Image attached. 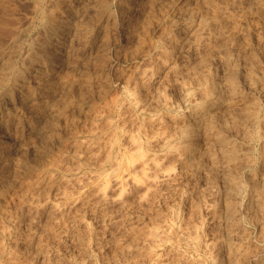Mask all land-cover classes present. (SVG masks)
Listing matches in <instances>:
<instances>
[{
  "label": "clouds",
  "instance_id": "obj_1",
  "mask_svg": "<svg viewBox=\"0 0 264 264\" xmlns=\"http://www.w3.org/2000/svg\"><path fill=\"white\" fill-rule=\"evenodd\" d=\"M116 2L0 31V264H264V0Z\"/></svg>",
  "mask_w": 264,
  "mask_h": 264
},
{
  "label": "rangeland",
  "instance_id": "obj_2",
  "mask_svg": "<svg viewBox=\"0 0 264 264\" xmlns=\"http://www.w3.org/2000/svg\"><path fill=\"white\" fill-rule=\"evenodd\" d=\"M123 0H117V2H116V8H117V11L119 12V15H120V18L123 16V14H128V17L129 18H131V20L135 23L136 22V19L137 18H139V17H141L142 16V8H143V3H144V0H130L129 2H127V10L126 11H124L121 7H120V4H121V2H122ZM34 2H35V0H0V16H2V15H5V14H7L8 16L10 15V13H11V15H10V18L12 19V17L14 16V19H12V21L11 22H13V23H11V22H9V20H6V25H7V27L9 26V24L8 23H10V25H21V26H24V25H26L27 24V17L28 16H30L31 14H32V8H33V5H34ZM81 2H82V0H75V5H76V7H80L81 6ZM133 2H139V3H137L138 5H139V7H140V11L141 12H139V13H135V12H133L132 10H131V5H132V3ZM141 2H143L142 4H141ZM118 3H120V4H118ZM142 6V7H141ZM32 7V8H31ZM64 7L66 8V9H68L69 10V14H71V10H70V8H69V4L67 3V2H65V4H64ZM120 7V8H119ZM8 9V10H7ZM121 9H122V11H121ZM7 10V11H6ZM3 11V12H2ZM13 11V12H12ZM8 12V13H7ZM12 13L14 14V15H12ZM134 13V14H133ZM141 13V15H139ZM122 15V16H121ZM134 15V16H133ZM138 15H139V17H138ZM122 19H120V24H121V30L122 31H124V29H123V27H122ZM162 28V29H161ZM160 28V34L158 33L157 35V37H154V39L156 38V40H158L159 38H160V35H161V33L164 31V29H165V27H161ZM162 30V31H161ZM0 31H2V30H0ZM159 37V38H158ZM158 38V39H157ZM156 42V41H155ZM152 60V59H151ZM151 60H150V62H151ZM154 60V59H153ZM152 60V61H153ZM150 62H147L144 66L146 67H144L143 68V70H145V69H152V67H153V65H152V62L150 63ZM150 63V64H149ZM147 65V66H146ZM150 67H149V66ZM149 67V68H148ZM154 69V68H153ZM3 138H7V137H3ZM10 139V138H9ZM159 147V148H158ZM162 148V149H161ZM157 150H158V152L159 153H161V159L159 160L160 162H164L163 164H161V163H159V161H157V164L160 166V167H164L165 165H167L168 164V160H166V159H163V156L165 155V154H167L168 152H167V150L165 149V147L163 146V145H158L157 146ZM162 150V151H161ZM164 153V154H163ZM163 155V156H162ZM162 165V166H161ZM170 167H172V168H170ZM169 168V169H168ZM168 168L166 169L167 171L168 170H176L175 169V166L174 165H169L168 166ZM174 168V169H173Z\"/></svg>",
  "mask_w": 264,
  "mask_h": 264
},
{
  "label": "bare ground",
  "instance_id": "obj_3",
  "mask_svg": "<svg viewBox=\"0 0 264 264\" xmlns=\"http://www.w3.org/2000/svg\"><path fill=\"white\" fill-rule=\"evenodd\" d=\"M130 0H123L122 2H121V4L120 3H118V4H120V7L124 10V11H126L127 9V2H129ZM219 2L220 3H223L224 2V0H219ZM137 3H139V2H137ZM136 2H133L132 3V5H131V10L133 11V12H135V13H139V12H141L140 11V7H139V5L137 4ZM143 2H141V4H142ZM143 5H144V3H143ZM119 7V8H120ZM142 7V6H141ZM32 8V7H31ZM122 9H121V11H122ZM8 10V9H7ZM6 10V11H7ZM3 12V11H2ZM13 12V11H12ZM123 12V11H122ZM8 13V12H7ZM134 14V13H133ZM10 15H11V13H10ZM10 15L8 16L7 14H5V15H2V16H0V30H4L6 27H7V25H6V20H9V22H11L12 21V19H14V16L12 17V19L10 18ZM12 15H14L13 13H12ZM139 15H141V13L139 14ZM139 15H138V17H139ZM122 16V15H121ZM134 16V15H133ZM132 18V17H131ZM131 18H129L128 17V14H123V16L120 18V19H122V27H123V29H124V31H126V30H128L133 24H134V22L131 20ZM138 19V18H137ZM136 19V20H137ZM15 20V19H14ZM14 22V21H13ZM13 22H11V23H13ZM169 23H171V22H169ZM9 25H10V23H8ZM14 24V23H13ZM12 24V25H13ZM14 26V25H13ZM162 29V28H161ZM162 31V30H161ZM175 32H176V30L175 29H170L169 30V32H165V29H164V31L161 33V35H160V38L158 39V40H156V38H155V46L152 48V50H151V52L150 53H148V62H150V60L152 59H162L164 56H166V55H168L169 53H170V47H169V45H170V43H171V37H172V35H174L175 34ZM160 34V33H159ZM158 36V35H157ZM156 36V37H157ZM193 39H194V37H193ZM152 60H151V62H152ZM150 62V63H151ZM149 63V64H150ZM147 66V65H146ZM149 66V65H148ZM145 67V66H144ZM150 67V66H149ZM148 67V68H149ZM146 68V67H145ZM144 71V74H145V76H150V77H155V75H156V73H155V69H153V67H152V69H145V70H143ZM128 95L131 97V98H136L137 97V92L135 91V90H133V88L130 86L129 87V89H128ZM7 137L6 136V132H5V130H3V129H0V137ZM158 145H163L164 147H165V149L167 150V152H170L172 149H173V145H170V144H166L163 140H161L160 142H159V144ZM157 145V146H158ZM159 148V147H158ZM162 149V148H161ZM162 151V150H161ZM161 154V153H160ZM164 154V153H163ZM163 156V155H162ZM160 160V159H159ZM158 160V161H159ZM159 163H161V164H163L162 162H160L159 161ZM162 166V165H161ZM168 168V167H167ZM170 168H172V167H170ZM169 169V168H168ZM174 169V168H173ZM175 170H168V172H174ZM106 191H107V189H105ZM122 195H123V193H121ZM148 193L146 192V195H147ZM165 210H166V208H165ZM146 220H147V218H146ZM164 224V220L163 219H160L158 222H157V227H160L161 225H163ZM149 227H152V225L151 224H149Z\"/></svg>",
  "mask_w": 264,
  "mask_h": 264
}]
</instances>
